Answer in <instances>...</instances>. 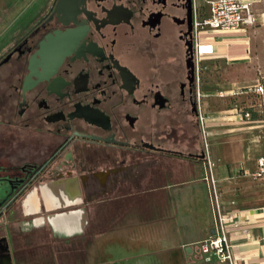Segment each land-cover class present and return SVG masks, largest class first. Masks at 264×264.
<instances>
[{"label":"flooded vegetation","instance_id":"obj_1","mask_svg":"<svg viewBox=\"0 0 264 264\" xmlns=\"http://www.w3.org/2000/svg\"><path fill=\"white\" fill-rule=\"evenodd\" d=\"M206 13L204 0H30L1 13L0 264L17 232L63 242L47 206L156 185L165 158L208 162L194 58Z\"/></svg>","mask_w":264,"mask_h":264},{"label":"crops","instance_id":"obj_2","mask_svg":"<svg viewBox=\"0 0 264 264\" xmlns=\"http://www.w3.org/2000/svg\"><path fill=\"white\" fill-rule=\"evenodd\" d=\"M253 1L255 8L264 6V0ZM16 2L0 0V15L8 12L11 16ZM2 27L0 20V31ZM229 39L230 33L213 35L217 58L227 63L247 61L246 44ZM234 46L244 50L232 52ZM248 90L237 93L253 92ZM204 108L211 167L208 162L165 158L171 166L158 176L156 185L117 191L109 203L94 208L47 206L45 211L52 212L47 227L62 233L63 242L55 243L37 232H17L13 235L18 252L10 262L1 264H229L216 256L207 261L199 247L216 221L206 178L211 172L223 210L235 214L236 225L229 228V234L236 264H264V203H240L229 194L237 181L251 178L248 173L256 169L258 157L264 154L263 140L253 135L257 127L253 123L259 120L242 119L239 114L216 115V110L205 104ZM223 112L231 113L226 109L218 113ZM72 192L68 185L67 193ZM58 209L63 211L55 212ZM40 211L30 208L25 214Z\"/></svg>","mask_w":264,"mask_h":264},{"label":"built area","instance_id":"obj_3","mask_svg":"<svg viewBox=\"0 0 264 264\" xmlns=\"http://www.w3.org/2000/svg\"><path fill=\"white\" fill-rule=\"evenodd\" d=\"M207 13L197 16L195 20L196 44L195 61L197 70L203 69L202 65L208 58L218 59L215 43L211 40L216 32L222 34L230 33L229 42H241L246 44V53L250 57V42L256 27L262 24L264 12L255 8L253 0H204ZM264 76H259L251 86L256 94L264 95ZM230 93H237L231 90ZM221 95H224L221 93ZM200 121L204 134L206 135L205 120L206 112L200 111ZM242 119L250 120V114L240 112ZM207 137V136H206ZM210 153V152H208ZM214 163L208 158V165ZM256 180L264 179V154L257 159V167L248 173ZM207 180L210 183V195L216 213V221L211 235L199 243L201 252L207 261L214 256L229 264H236L237 258L234 253L233 244L229 234V228L236 225L235 214L224 211L220 201L219 188L214 175L209 173Z\"/></svg>","mask_w":264,"mask_h":264},{"label":"rangeland","instance_id":"obj_4","mask_svg":"<svg viewBox=\"0 0 264 264\" xmlns=\"http://www.w3.org/2000/svg\"><path fill=\"white\" fill-rule=\"evenodd\" d=\"M29 1L22 0L15 9L22 8ZM256 9L264 12V6ZM262 24L257 26L261 27L259 31L252 34L251 54L247 61L227 63L223 59L208 58L202 64L204 66L202 86L204 93L207 94L203 105L205 104L212 111L216 110V115H236L241 112L242 108L253 104H260V113L264 114V95L256 94L254 91L230 93L231 90L242 91L248 85L255 83L259 76H264V19ZM243 50V46L232 48V52ZM225 109L230 110L231 113H218ZM253 125H257L253 128V135L259 137L264 143V120H259ZM207 156L211 158L210 153ZM229 194L231 199H238L240 203L250 205L264 203V179L255 181L250 177H244L232 186Z\"/></svg>","mask_w":264,"mask_h":264},{"label":"trees","instance_id":"obj_5","mask_svg":"<svg viewBox=\"0 0 264 264\" xmlns=\"http://www.w3.org/2000/svg\"><path fill=\"white\" fill-rule=\"evenodd\" d=\"M251 88V87H250ZM249 87H246L244 90L249 91ZM260 104H253L242 108V112L250 114V120H264V114L260 113Z\"/></svg>","mask_w":264,"mask_h":264},{"label":"water","instance_id":"obj_6","mask_svg":"<svg viewBox=\"0 0 264 264\" xmlns=\"http://www.w3.org/2000/svg\"><path fill=\"white\" fill-rule=\"evenodd\" d=\"M192 59H193V53H191V55H190L188 60H192ZM48 210H50V209L48 208Z\"/></svg>","mask_w":264,"mask_h":264}]
</instances>
